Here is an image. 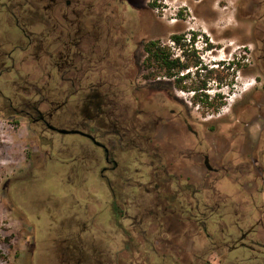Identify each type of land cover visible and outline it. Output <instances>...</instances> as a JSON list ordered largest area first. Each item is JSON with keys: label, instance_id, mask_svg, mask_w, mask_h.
<instances>
[{"label": "rangeland", "instance_id": "rangeland-1", "mask_svg": "<svg viewBox=\"0 0 264 264\" xmlns=\"http://www.w3.org/2000/svg\"><path fill=\"white\" fill-rule=\"evenodd\" d=\"M130 3L129 23L140 31V49L137 39L128 48L129 79L140 86V175L109 177L114 201L99 174L101 151L76 135L0 113V264H239L240 258L260 264L248 251L228 249L240 231L260 218L264 224V169L257 170L264 155L250 160L255 148L264 154V0ZM172 35H183L185 44L196 37L186 52L205 69L184 71L188 85L200 86L208 70L216 71L204 91L223 98L215 114L194 105L193 92L175 89L172 80H144L143 43L159 40L179 55ZM259 109L262 119L255 116ZM239 140L247 143L240 155ZM154 142L185 175L172 180L169 193L152 191L156 176L160 184L166 179ZM197 152L223 170L206 175ZM120 161L125 168L126 155ZM195 205L212 215L205 232L186 222ZM255 232L253 238H262L264 225Z\"/></svg>", "mask_w": 264, "mask_h": 264}, {"label": "flooded vegetation", "instance_id": "flooded-vegetation-1", "mask_svg": "<svg viewBox=\"0 0 264 264\" xmlns=\"http://www.w3.org/2000/svg\"><path fill=\"white\" fill-rule=\"evenodd\" d=\"M128 6L134 7L130 0H0V113L20 118L29 127L53 133L63 127L91 136L94 141L73 134L101 151L99 174L107 177L110 189L111 176L140 175V86L131 83L128 74V48L137 39L135 47L140 49V31L129 23ZM139 61L135 66L140 72ZM255 116L262 119V111ZM246 144L236 143L239 155ZM153 145L157 166L166 177L158 185L156 176L155 192H171L172 180L185 175L159 142ZM197 153L206 175L223 170ZM120 155L128 159L125 168ZM251 155L250 160L258 161L264 154L255 148ZM258 165L262 171L264 165ZM259 176L263 189L264 173ZM187 182L184 189L190 186ZM263 225L260 218L240 231L229 252L248 251L264 264V235L252 236Z\"/></svg>", "mask_w": 264, "mask_h": 264}, {"label": "trees", "instance_id": "trees-1", "mask_svg": "<svg viewBox=\"0 0 264 264\" xmlns=\"http://www.w3.org/2000/svg\"><path fill=\"white\" fill-rule=\"evenodd\" d=\"M184 39L185 38L183 35H172L169 38L170 42L173 44V47L180 52L179 55L175 54V52L171 50V47L167 46L166 44H161L159 40H149L143 43L142 50L145 56L142 62V70L146 73L144 74V80L149 78H166L172 80L175 89L184 92H193L191 102L194 105L205 107L208 111H210V113L215 114L219 108L225 105V103L222 101L223 98H221L220 94H216L214 97H211L204 93V91L206 89L205 87L208 80L215 79L214 74L216 71L208 70V77L204 82L201 83L200 86L197 87L188 85L186 83V81H189L191 78L189 72L180 76V74H182L184 71L191 68L196 69V74L198 71L205 69L201 68V62L195 57L194 52H186V47L194 44V36L188 40L189 44H185ZM216 79L220 80L221 78L216 77ZM155 184L153 185L152 191L156 190ZM158 185H161L160 182H158ZM108 188L110 187L108 186ZM110 190V192L113 194V190ZM162 192L169 193L168 191L162 190H160L159 193ZM114 198L115 195L113 194V200L115 201ZM116 203L117 202L111 204V214H113L112 217H114L115 220L120 218V210ZM198 210V205L191 207L188 210L191 211V216L189 217L193 218L192 214L194 217L201 216L200 219H192V226L198 230H201V232H205L206 220L212 215L211 213L205 215L203 212H199Z\"/></svg>", "mask_w": 264, "mask_h": 264}, {"label": "water", "instance_id": "water-1", "mask_svg": "<svg viewBox=\"0 0 264 264\" xmlns=\"http://www.w3.org/2000/svg\"><path fill=\"white\" fill-rule=\"evenodd\" d=\"M56 131H57L59 134H62V135L80 134V135L86 136V137H88V138H90L91 140L94 141V139H93L91 136L86 135V134H84V133H82V132H79V131L66 130V129H58V130H56Z\"/></svg>", "mask_w": 264, "mask_h": 264}, {"label": "crops", "instance_id": "crops-1", "mask_svg": "<svg viewBox=\"0 0 264 264\" xmlns=\"http://www.w3.org/2000/svg\"><path fill=\"white\" fill-rule=\"evenodd\" d=\"M84 231H86V230L84 229Z\"/></svg>", "mask_w": 264, "mask_h": 264}]
</instances>
